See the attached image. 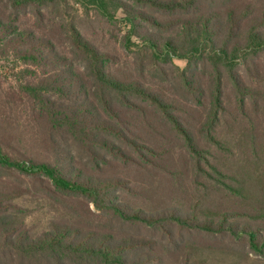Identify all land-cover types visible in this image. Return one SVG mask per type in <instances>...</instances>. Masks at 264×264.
Masks as SVG:
<instances>
[{
    "label": "trees",
    "instance_id": "trees-1",
    "mask_svg": "<svg viewBox=\"0 0 264 264\" xmlns=\"http://www.w3.org/2000/svg\"><path fill=\"white\" fill-rule=\"evenodd\" d=\"M80 1L112 27L119 52L85 36L71 16ZM0 58L21 65L14 78L0 74V104L39 123L53 151L52 162L16 159L13 153L22 154L0 128V176H38L48 192L86 204L34 236L0 180V264H164L163 248L183 241L166 225L249 235L251 247L264 251V239L227 222L233 211L135 210L127 195L138 190L124 178L133 166L147 180H182L166 166V154L181 147L195 159L224 130L241 132L259 159L264 0H0ZM231 191L230 198H245L242 188ZM252 217H264V203ZM149 229L159 236L140 233Z\"/></svg>",
    "mask_w": 264,
    "mask_h": 264
},
{
    "label": "rangeland",
    "instance_id": "rangeland-1",
    "mask_svg": "<svg viewBox=\"0 0 264 264\" xmlns=\"http://www.w3.org/2000/svg\"><path fill=\"white\" fill-rule=\"evenodd\" d=\"M76 6L71 16H78L77 24L85 36L105 51L119 52L115 39L111 36L112 27L109 28L101 17L94 14V9L89 7L88 2L80 1ZM114 14L118 25L123 26V10H115ZM117 31L116 29L114 33ZM166 34L169 33H165V36ZM175 62L180 68L186 66L184 60L177 59ZM20 66L0 58L1 76L11 78L13 72L21 69ZM260 120L263 121V118ZM0 128L10 135L16 150L22 154L13 153L16 159H31L38 163L53 161L50 144L43 134V129L33 118H25L20 111L10 112L0 104ZM236 132L222 131L218 135V142L209 149L205 148L200 156H193L195 159L181 147L170 150L165 156V164L173 171H181L182 180H147L138 168L130 166L126 169L128 175H124V178L131 179L138 193L125 194L129 202L136 203L135 210L144 209L156 213L175 208L182 212L183 216H194L202 210L221 215L224 211H233L237 216L226 220L235 230H251L256 234L257 241L264 239V217H252L256 216L259 206L264 203V152H260L257 159L249 146V139L241 136V132ZM240 141L245 143L247 148L240 144ZM214 166L216 169H213ZM120 169L124 170L122 166ZM226 174L234 175L237 179L229 180L224 177ZM0 180H3L7 192L16 196L14 203L23 208L25 224L34 236L47 230L52 221L73 219L75 209L80 211L86 207L82 201L70 200V196L48 192L44 187L46 184L42 181L44 179L38 176H24L16 171L3 170ZM140 182L152 185L136 187ZM177 183L184 187V191L179 194ZM228 185L233 191L242 188L245 198L240 199L235 194L230 198L228 194L232 191L227 190ZM202 196L203 199L198 200ZM254 197L261 198V204L256 203L259 199ZM246 212L252 216L246 215ZM190 219L192 222L197 220L193 217ZM200 220L210 219L200 217ZM166 227L169 232H179L183 241L177 239L178 242L172 243L177 244L174 246L168 244L169 241L165 238L159 243L162 248L168 244L167 249L163 248L168 251L165 253L164 264H264V251L259 252L251 247L249 235H217L212 232H200L191 227ZM140 233L153 238L159 236L153 229Z\"/></svg>",
    "mask_w": 264,
    "mask_h": 264
}]
</instances>
